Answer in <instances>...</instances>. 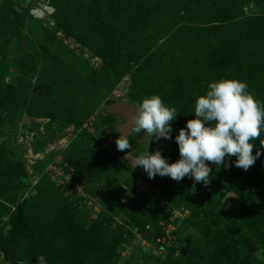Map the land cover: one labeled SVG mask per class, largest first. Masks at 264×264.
Segmentation results:
<instances>
[{
    "label": "rangeland",
    "instance_id": "obj_1",
    "mask_svg": "<svg viewBox=\"0 0 264 264\" xmlns=\"http://www.w3.org/2000/svg\"><path fill=\"white\" fill-rule=\"evenodd\" d=\"M155 1L161 3L108 0L105 12L117 33L115 49L108 54L105 37L96 36L89 16L81 11V0H0V91L3 95L0 159H5L3 180L18 186L13 192L0 188V253L3 254L0 264H7L4 254L13 251L7 223L18 205L23 207L38 246L55 254L43 255L47 264H192L189 257L193 253L203 256L214 233L220 235L226 233L225 229H233L243 203L255 216L264 211V205L259 203L264 202L260 193H264V185L256 186V181L264 175V147L259 140L251 141L255 144L253 155L256 151L261 153L254 163L258 171L246 185L242 171L235 165L219 169L208 163L212 171L207 193L201 188V196L196 199L194 192L198 183L193 189L194 181L185 177L190 186L187 199L172 188L175 184L169 186V177L156 176V182L150 185L142 167L137 166L135 170L120 156L130 153L136 157L146 150L149 153L159 150L167 162L169 159V164L176 162L179 151L173 145L180 126L176 119L170 122V139L151 140L142 130L129 135V150L115 149L114 132L106 133L113 122L110 116H105L104 109L114 99V91L120 94L118 100L130 101L131 97L138 103L145 96L158 95L166 106L175 107L166 98L165 91L172 71H187L193 62L201 63L204 59L199 53L190 54L188 45L201 49L217 40L224 45L235 40L230 22L220 21L234 18L230 0H206L205 4L197 2V7L193 2L185 4L182 0ZM245 1L238 0L235 8L240 7L238 11L246 17L264 15L263 6L254 2L258 0ZM147 3L150 6H145ZM44 5L52 7L54 12L42 18L30 15V10ZM195 7L189 18L187 11ZM150 9L157 17H163L153 18L146 24L140 15ZM156 28L166 32L171 29L176 39L173 43H166L165 37L160 40ZM186 39L194 42L187 43ZM263 46L264 42L256 43L253 50ZM169 48L175 53L172 66L162 69L158 76L151 70L150 56L164 54ZM260 51V55L264 54L263 49ZM261 60L264 58L247 60V64L236 61V66L228 67L222 78L245 82L248 91L257 100L264 101V61ZM243 65L250 67L251 76L245 75ZM86 110H90L88 119L77 127L73 122L78 121V113ZM25 116L29 125L23 124ZM260 140H264V132ZM64 153L75 160L86 156L96 161V175L105 172V191L100 193L101 182L87 181L69 166ZM226 172L233 177L224 178ZM140 194L153 204L156 202L163 211H172V222L162 219L156 223L159 238L153 237L151 226L145 231L134 229L125 215L127 203L136 201L134 197ZM59 197L71 203L72 213L79 217L77 225L82 227L84 235L74 236L84 246L72 244L64 236L63 227L69 219L68 213L63 214L61 210L63 204ZM207 197L213 198L211 203L218 214L215 220L211 217L206 220L204 211L198 214L189 208L195 205L204 209ZM135 204L137 208L141 206L138 200ZM182 212L190 217L189 221L178 216ZM168 227L178 231V238H166ZM112 228L123 233L120 244L113 242ZM87 231L91 232L89 237ZM14 250L17 264H38L41 254L32 253L24 239ZM247 253L241 258L244 263L248 261ZM220 262L231 264L230 260Z\"/></svg>",
    "mask_w": 264,
    "mask_h": 264
},
{
    "label": "trees",
    "instance_id": "obj_2",
    "mask_svg": "<svg viewBox=\"0 0 264 264\" xmlns=\"http://www.w3.org/2000/svg\"><path fill=\"white\" fill-rule=\"evenodd\" d=\"M143 1H151V0H143ZM186 1L185 4H190V2H193L194 5L197 7V2L199 4H205L206 0H182ZM238 0H230V5L232 6V9L234 10V18L232 17L230 20H220L221 22L229 21L230 25L233 26L232 33L234 32V39L232 42H226V45L222 43H218V40L208 46H203L201 49L195 47V45H188L189 53L197 55L198 53L200 55H204L203 61L201 63H195L191 64V68H189L187 71H179L175 72L172 71V79L169 84L168 82H165L168 86V89L166 88L167 93V99L171 102L172 106H175L177 110V116L176 120L179 122L180 126L177 127V131L175 132L176 135H178V131L181 128H184L187 121L194 119V107H195V101L197 96L206 94L207 91V84L210 82H213V80H216L218 78H222V75L226 72V69L228 67H235L236 61H241L244 64H247V60L250 59H262L264 58V54H261V49L264 50V46L261 47L258 50H253L256 43L264 42V15L261 17L251 18L246 17L244 13H241L238 11L239 8H235ZM249 1L253 0H247L245 1L248 3ZM108 0H81V11L83 14L85 13L87 16H89V20L94 25V32L96 36L102 35L105 38L104 43L106 47L108 48V54H111L116 45L117 40V33L115 29L111 26V20L109 18V15L105 12L106 6H107ZM154 4H160L161 1H155L152 0ZM263 6V13H264V0H258L254 1ZM53 5V4H52ZM149 3H147L145 6H148ZM150 6V5H149ZM193 8L188 10L189 18L190 15L194 12L195 9ZM144 8V7H143ZM147 11V10H146ZM185 13V12H184ZM156 14L154 13L153 9H150L148 12H141L140 17L144 20V23L149 24L151 19L157 18L161 19L162 17H155ZM179 28V27H178ZM157 32L159 34V39L162 37H165L166 43H173V41L176 39V33L174 34V31L171 32V29H169L167 32L163 29L156 28ZM181 29H184V25H181ZM184 34V33H183ZM161 40V39H160ZM186 42H194L186 39ZM202 50V51H201ZM264 53V52H262ZM173 49L165 52L164 54H158L154 57V54L150 56L151 63V70L158 76L161 75L162 69L164 70L167 66H172V59L174 58ZM186 61V59H184ZM264 61V60H261ZM193 66V67H192ZM243 72L245 75L251 76L252 71L249 66L243 65ZM238 67H242L239 66ZM130 71V70H129ZM149 71V70H148ZM248 83V82H247ZM183 86V88L181 87ZM187 92V93H186ZM111 93V92H110ZM2 100L3 95L0 91V108L2 106ZM131 103L136 104L133 101V98L130 97L129 99ZM78 121L73 122L74 125L77 127H81L82 124L88 119L90 115V110L83 111V113H78ZM117 148V147H116ZM115 148V149H116ZM178 150V145L174 143L173 149ZM64 158L66 160V163L69 164V166L74 167L79 173L82 174L83 178L87 181H99L100 188L105 186L103 183H107L106 180H104V173H101L100 175H96V172L94 171L96 167V161L91 160L88 157H80L79 159L75 160L72 159L68 154L64 153ZM172 154V153H171ZM92 155H95L94 153ZM96 156V155H95ZM94 159V158H93ZM179 158H177L178 160ZM236 160V157H231L228 160V164H233ZM169 162V159H168ZM210 163V162H207ZM136 170V168H135ZM239 170L242 171V178H245L247 184L248 179H252L253 175H256L258 169L253 165L251 166L247 171H244L243 169ZM6 173V166H5V159H0V188H7L10 192H13L15 189H17V185L8 181H4V175ZM240 174V173H239ZM251 175V178H250ZM227 176L228 178H232L233 176L226 172V174H223V177L225 178ZM106 178V177H105ZM156 176L153 179H148V182L150 185L154 184L156 182ZM188 180V179H187ZM187 180L185 182V178H183L181 181L177 182L172 179H170L168 184L169 186H172L175 184L172 188L176 190V192L182 193L187 196V199L189 198V190L190 186L187 184ZM104 181V182H103ZM210 182H211V173H210ZM209 182V183H210ZM209 183L207 186H205L203 183H198L196 185V191L194 192L195 198H199L201 195L199 194L201 188L205 189V192L207 193ZM185 184V185H183ZM264 185V175L259 177V179L256 181L257 188L263 187ZM103 192V191H102ZM101 189H100V193ZM259 192V191H258ZM261 194L264 193L260 192ZM13 196V195H11ZM140 196V197H139ZM138 201H140L141 206L137 208L138 206H135V200H132L128 202V207L125 210V215L129 219V221L132 224V227L134 229H140V230H146V227H153L154 229V238H159L161 235H158L157 232V225L156 223L159 220H165L166 222H172L171 213H168L166 211H163V208L157 205L155 202L154 204L150 202L143 194H140L136 197ZM240 198V195L238 196ZM212 197H207L206 199V205L204 209L195 208L196 206H190V210L192 212H196L199 214V212L206 213L204 216V219L207 217H211L212 220L217 219L218 214L215 210V205L211 203ZM59 200L63 204L61 210L63 214L66 212L68 213V223L64 224L63 230H64V236L68 237L70 242L72 244L76 243H82V240H79L78 237H75L74 235L79 234L80 236L84 235L82 231V227L80 228L78 224L79 217L75 216L72 211L71 207L72 204L68 203L66 199H62L59 197ZM213 202V201H212ZM262 205H264V202H259ZM133 206L132 208L129 207ZM187 206V205H186ZM142 207V208H141ZM241 214L239 217V221L234 225L232 230H226L224 234L214 233L213 236H211L210 243L208 244L209 247L205 248V254L203 256H197L195 253L194 255L190 256V260L192 264H222L220 262L221 259L223 261H229L231 264H262V261L264 260V211L258 212L255 216V214L252 211H248V209L245 208V204L243 203L241 206ZM181 215H184L185 213H180ZM189 216L184 217L183 220L186 222L189 221ZM83 223L85 224L86 221L84 220ZM208 223V222H206ZM238 227L236 230L235 228ZM7 229L9 230V243L14 249L17 248V246L20 244V240L24 239L26 241V245L28 249L32 253H38L41 255H45L47 257L54 256L55 254L53 251H48L45 248H41L38 246L36 242L35 234L33 233L32 228L30 227L29 223L24 217L23 207L21 205H18L16 208V211L11 214L9 217L8 223H7ZM112 231H114L113 236V242L115 244H120L123 242V233L121 231H118L116 229L112 228ZM237 231V232H235ZM87 231V237L90 235ZM211 234V232H210ZM228 234V236H226ZM171 236H175L178 238V231H172ZM167 238V237H166ZM213 238V239H212ZM165 239V238H164ZM169 239V238H168ZM212 243V244H211ZM83 244V243H82ZM84 246V244H83ZM194 247L196 244L193 245ZM83 248V247H82ZM11 251L10 253L4 254V260L7 264H17L14 260L15 253ZM248 252L246 256L248 257L247 262L241 261L244 256V253ZM259 259V260H258ZM53 262V261H52ZM226 264V263H223Z\"/></svg>",
    "mask_w": 264,
    "mask_h": 264
},
{
    "label": "clouds",
    "instance_id": "obj_3",
    "mask_svg": "<svg viewBox=\"0 0 264 264\" xmlns=\"http://www.w3.org/2000/svg\"><path fill=\"white\" fill-rule=\"evenodd\" d=\"M177 114L176 108L166 106L160 96H145L132 108L127 132H120L115 141L117 150L131 149L129 135L142 130L151 140L170 139V122ZM194 117L175 137L179 151L176 162L169 164L159 150H146L136 157L129 153L126 158L134 167H142L149 179L167 176L179 182L189 177L194 189L195 183L207 186L210 182L212 169L206 162L219 169L228 168L227 161L234 156L235 167L247 171L261 155L260 151L253 155L255 144L251 141L259 140L264 147V140H260L264 132V101L257 100L245 82L221 78L208 83L206 94L196 98ZM37 259L38 264H47L45 256Z\"/></svg>",
    "mask_w": 264,
    "mask_h": 264
},
{
    "label": "water",
    "instance_id": "obj_4",
    "mask_svg": "<svg viewBox=\"0 0 264 264\" xmlns=\"http://www.w3.org/2000/svg\"><path fill=\"white\" fill-rule=\"evenodd\" d=\"M43 11H46L48 14H52L54 12V9L52 7L49 6H44L43 7ZM43 11L41 9H32L30 10V15L34 18H41L43 15ZM135 106L134 103H131L129 101H124V102H116L113 104H110L107 108H106V113L107 114H111V115H117L119 117H121V119L123 120L124 124H120L119 126H117L115 128V130L117 131V133L120 135V132L122 133H126L127 132V126L129 123V117L131 115L132 112V108ZM23 124L24 125H29L28 119L25 116L23 119ZM129 154L125 153L121 156V158L127 163L129 164L131 167L136 168L137 166H133L131 161L129 159H127L126 157H128ZM229 197L234 198V195L232 193L228 194ZM184 253V251H183Z\"/></svg>",
    "mask_w": 264,
    "mask_h": 264
},
{
    "label": "flooded vegetation",
    "instance_id": "obj_5",
    "mask_svg": "<svg viewBox=\"0 0 264 264\" xmlns=\"http://www.w3.org/2000/svg\"><path fill=\"white\" fill-rule=\"evenodd\" d=\"M45 6V5H44ZM43 6V7H44ZM43 7L41 8V10L43 11ZM46 15H48V13L46 12V11H43V15H42V17H44V16H46ZM41 17V18H42ZM125 100H118L117 102H124ZM113 103H116V102H112L111 104H113ZM110 105V104H109ZM106 108L107 107H105V109H104V112H105V116H110L111 117V120H112V124H110L109 125V129H107L106 130V133H109V131H112V132H114V134H115V138H114V140L116 141V139H118V137H119V134L117 133V131L115 130V128L117 127V126H119L120 124H124V122H123V120L121 119V117H119V116H117V115H111V114H107L106 113ZM116 148V147H115ZM123 154H120V156H122ZM101 191H104V187H102L101 188Z\"/></svg>",
    "mask_w": 264,
    "mask_h": 264
},
{
    "label": "built area",
    "instance_id": "obj_6",
    "mask_svg": "<svg viewBox=\"0 0 264 264\" xmlns=\"http://www.w3.org/2000/svg\"><path fill=\"white\" fill-rule=\"evenodd\" d=\"M112 95H113V98H114V100H116V99H118L119 98V96H120V94H119V92H117V91H114L113 93H112ZM53 171L55 172V169L53 168ZM187 215V214H186ZM178 216H181V217H185V214L184 215H181L180 213H178ZM183 219V218H182ZM169 228V227H168ZM173 231V230H172ZM172 231L170 230V228H169V231L167 230V235H166V237H170V235H171V233H172ZM170 238H174V236H171ZM162 242H164V239H163V241Z\"/></svg>",
    "mask_w": 264,
    "mask_h": 264
}]
</instances>
